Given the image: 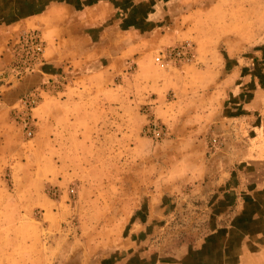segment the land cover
Segmentation results:
<instances>
[{
    "label": "rangeland",
    "instance_id": "374dc122",
    "mask_svg": "<svg viewBox=\"0 0 264 264\" xmlns=\"http://www.w3.org/2000/svg\"><path fill=\"white\" fill-rule=\"evenodd\" d=\"M162 1L114 0L118 27L95 13L87 20L104 24L87 28L93 40L63 43L72 62L57 67L47 29L0 28V102L28 74L43 76L0 117V264H264V160L227 163V212H213L220 203L204 192L217 187L197 174L223 139L206 136L202 154L191 132L199 105L221 91L206 82L234 71L229 99L264 86V0H169L148 24ZM28 35L40 58L26 56ZM185 43L192 61L157 64ZM198 45L214 48L212 72L196 69Z\"/></svg>",
    "mask_w": 264,
    "mask_h": 264
},
{
    "label": "crops",
    "instance_id": "0c3cea01",
    "mask_svg": "<svg viewBox=\"0 0 264 264\" xmlns=\"http://www.w3.org/2000/svg\"><path fill=\"white\" fill-rule=\"evenodd\" d=\"M169 2L171 1L164 0L159 5L153 6V14L151 10V15H147V23L153 24L154 22V25L157 24V20L166 15V8H168ZM114 4V0H7L2 4L1 9L5 11L2 12L4 19L0 23V28L2 31L9 27V36L16 29L27 31L34 29V27L47 29L52 42L47 52L48 61L57 67L61 65L59 63L62 61L70 60V58L64 56V59L61 58L62 52H60L59 46L61 47L63 43L68 45L67 43L70 42L71 49L76 47V43L79 45L84 41L93 40L91 34L86 32L87 28L104 24L101 21L93 23L87 20L95 13L105 12V23L111 20L113 23L111 26L116 25L118 27L117 20L114 21L113 18L118 6ZM126 22L129 30H135L137 27L141 28L142 26V23L136 22V24H132L129 20ZM111 29L113 30L114 28ZM15 35L17 34L15 33ZM0 39L3 41L7 40L8 37L1 34ZM212 40L214 41L213 38L206 41L203 40V42L200 41V44L204 46V42L209 43ZM210 48L211 52H207L206 49L200 48L199 50L198 45V58L204 63L196 67L199 72L203 68L212 72V69L215 68L207 60L208 53L212 58L217 55L215 50H213L214 48L212 46ZM72 57L74 59L75 55ZM211 67L213 68L209 69ZM216 69L218 71L221 70L220 68ZM222 71L224 70L222 69ZM214 74L216 78L218 75L215 72ZM234 77L235 73L232 71L222 79H213L206 82L207 84L215 82L216 85L218 84L221 87V91L213 92L214 95L209 100L199 105L197 114H193L192 118L195 119V124H193L194 128L191 132L193 137L197 139V145H199L198 147H200L202 154L206 151V136L211 134L218 135L223 139V148L215 155L214 160L208 163V166L205 165L203 156H201L197 174L199 185L202 186L206 179L208 181L212 179L214 187H217V192H206L211 189L210 187H206L204 192V194L215 196L217 205L220 203L218 209L216 211L214 209L213 212H227V190L221 189V185L227 183V163L231 165L241 161L249 163L251 159L256 161L264 160V86L262 85V80L256 82V90L253 97L249 100L239 97L229 99V97L227 98V90H231L235 82L233 81ZM42 80L43 76L38 72H34L28 74L19 83L11 86L4 97V101L0 102V106L5 104L0 107V117H3V119L5 117L9 120L11 105H15L26 92L39 86ZM216 93L219 94L216 96ZM211 169H216L217 175L209 176ZM214 177L216 183L213 180ZM201 188L204 189V186ZM213 193L216 195H213Z\"/></svg>",
    "mask_w": 264,
    "mask_h": 264
},
{
    "label": "built area",
    "instance_id": "2783aa9c",
    "mask_svg": "<svg viewBox=\"0 0 264 264\" xmlns=\"http://www.w3.org/2000/svg\"><path fill=\"white\" fill-rule=\"evenodd\" d=\"M24 42H25L24 50L26 56H30L31 59H35L36 57L40 58V56H42L43 45L38 37L31 35L25 36ZM193 57L194 56H193L192 45L189 43H185L180 46H177L176 48L161 50L157 54L155 60L157 64H159L161 67H165L172 63L175 65H178V63L179 64L188 63L193 60ZM32 102L33 100L31 101V103ZM155 126L157 127L156 124H152L151 128ZM155 134L158 138L161 136V132L158 131L157 129L155 130ZM214 142L216 141L214 140Z\"/></svg>",
    "mask_w": 264,
    "mask_h": 264
}]
</instances>
